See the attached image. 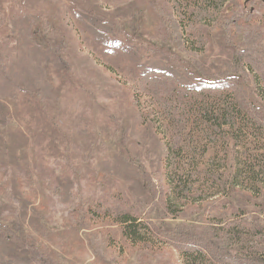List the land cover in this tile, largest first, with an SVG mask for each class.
<instances>
[{"label": "rangeland", "instance_id": "374dc122", "mask_svg": "<svg viewBox=\"0 0 264 264\" xmlns=\"http://www.w3.org/2000/svg\"><path fill=\"white\" fill-rule=\"evenodd\" d=\"M213 4L0 0V225L30 264H181L173 232L225 247L232 230L244 255L264 260L260 199L210 200L206 183L199 207L178 213L165 200L162 141L188 184L229 156L227 138L215 150L206 140L215 93L194 86L232 77L264 109V0H231L219 25ZM168 18L181 20V41ZM35 77L53 91L34 89ZM125 217L148 241L126 235Z\"/></svg>", "mask_w": 264, "mask_h": 264}, {"label": "trees", "instance_id": "16d2710c", "mask_svg": "<svg viewBox=\"0 0 264 264\" xmlns=\"http://www.w3.org/2000/svg\"><path fill=\"white\" fill-rule=\"evenodd\" d=\"M215 1L212 11L217 16L215 24L219 25L226 20L224 10H226V6L231 0ZM130 7H132V4L118 14L128 15L131 11ZM164 22L171 29L175 38L181 41V37H183L181 20L174 19L171 21L168 18ZM178 32H180V35L177 34ZM48 64L45 62L44 65L47 66ZM220 66L227 68L224 73H230L232 64L227 65L223 62ZM167 70L171 75H176L174 68L167 67ZM143 71L145 75L163 72L155 68H147ZM231 79L232 77L219 82H211L213 84L194 86L195 90L209 89L215 93L213 94L214 100L211 109L205 112L206 116L203 118V124L206 127V140L214 150L218 148V141L221 136L228 140L226 153L229 152V156L226 154L220 160L223 162L222 165L214 164V166H208L204 170H196L195 180L188 184L186 172L169 169V161L172 159L174 149H170L161 140L163 151L162 156L159 158L164 169L165 200L171 207L175 206L173 208L175 211L177 209L176 205H180L177 210L178 213L194 206L199 207L205 203L204 199L206 198L203 197L204 194H202L201 189L206 183L209 184L210 189L207 199L230 198L234 192L238 191L246 193L254 199H260V202L264 203V137H262L264 136V109L247 102L243 95L239 93L238 84L231 83ZM27 81L38 92L51 93L53 91L51 88L43 87L39 82V77ZM54 96L52 99L56 98ZM2 107V104H0L1 111L3 110ZM242 138L244 146L241 147L243 149L241 152L237 150V145H240ZM229 160L232 165L228 169L226 165L228 166ZM258 207H261L260 213L264 215V204H259ZM122 223L125 225L126 235L128 234L130 238L136 242L148 241L147 238H143L138 234L137 225L132 218L125 217ZM260 231L261 233L264 232V227ZM15 232L9 227L0 225V252L5 254L0 255V263L30 264L33 261L32 257L28 254L27 249L25 250L22 245H19L20 242ZM231 234L228 237L229 246L227 244L224 247V243L219 242L210 243L217 249H215V252L212 251L213 248L210 247V244H205L197 238L178 239L175 237L174 232L172 233V245L180 254L181 264H264L263 258H258L253 254L244 255L242 248H237L241 246V232H233L232 230ZM14 236L17 237L13 239ZM230 247L236 250L235 255L230 253V251L235 250L226 252L231 249Z\"/></svg>", "mask_w": 264, "mask_h": 264}]
</instances>
